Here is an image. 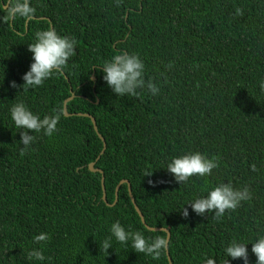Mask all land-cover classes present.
I'll return each mask as SVG.
<instances>
[{"label": "trees", "instance_id": "obj_1", "mask_svg": "<svg viewBox=\"0 0 264 264\" xmlns=\"http://www.w3.org/2000/svg\"><path fill=\"white\" fill-rule=\"evenodd\" d=\"M0 0V264H243L227 257L233 240L264 234V0H30V20L4 22ZM242 14L238 15L236 10ZM53 27L76 40V53L41 86L23 90L28 44ZM127 51L144 61L137 96H116L102 80L103 61ZM94 75L95 80L91 79ZM15 81L17 86H9ZM65 116L63 102L71 94ZM22 101L41 118L59 114L52 136L23 149L9 108ZM89 113L91 119L75 113ZM103 170L105 202L102 199ZM218 158L210 175L178 183L167 162L188 152ZM151 172L148 175L145 173ZM142 213V223L129 195ZM151 181V183H150ZM229 183L251 199L222 218L197 215L191 200ZM184 208L188 216L182 215ZM119 221L146 239L170 233L168 254L153 259L120 244L103 251ZM45 232L49 239L35 242ZM44 260L29 259L31 250Z\"/></svg>", "mask_w": 264, "mask_h": 264}, {"label": "clouds", "instance_id": "obj_2", "mask_svg": "<svg viewBox=\"0 0 264 264\" xmlns=\"http://www.w3.org/2000/svg\"><path fill=\"white\" fill-rule=\"evenodd\" d=\"M116 6H120V0H115ZM36 9L31 6L30 0H9L5 7L6 17L4 22H12L16 18L30 20ZM237 14H242L240 9ZM31 53V63L28 70L23 73V90L41 86L45 80L54 73H60L68 64V61L76 53V40L72 37L59 34L55 28L48 27L38 30L34 39L28 44ZM100 66L102 80L109 86L116 96H137V89L147 88L151 95H157L160 91L157 84L144 79L145 64L136 53L127 51L118 52L108 60L103 61ZM9 86L18 87L15 81H10ZM260 88L264 90V79L260 81ZM9 113L14 126L20 130V142L23 149H29L35 141V137L28 130L35 133H43L52 136L57 130L60 119L59 114L44 115L34 114L22 101L14 103L9 108ZM218 167V158H209L200 152H188L180 156L172 157L166 164L167 171L173 175L178 183H185L192 176L204 177L210 175L212 170ZM151 172L145 173V175ZM151 183V181H150ZM205 195L197 197L190 202L191 210L197 215H205L212 212L214 217L222 218L226 210H235L242 201L251 199V193L247 187L236 189L229 183H220L205 189ZM182 215L188 216V209L184 208ZM110 237L102 242L103 251L112 247L111 240L114 238L120 244L131 243V248L153 259H159L168 249L170 241L164 236H157L151 241L146 239L140 232L125 230L119 221L110 225ZM49 239L45 232L34 236L35 242H43ZM227 257L233 260L241 259L243 264H248V249L245 244L233 240L224 249ZM251 252L255 255V264H264V234L258 235L251 244ZM28 258L44 260L41 251L31 250ZM227 264L229 262L227 261Z\"/></svg>", "mask_w": 264, "mask_h": 264}, {"label": "water", "instance_id": "obj_3", "mask_svg": "<svg viewBox=\"0 0 264 264\" xmlns=\"http://www.w3.org/2000/svg\"><path fill=\"white\" fill-rule=\"evenodd\" d=\"M8 3H9V0L7 1V5H8ZM7 5H5V7H6ZM91 79H92V80H95V77H94L93 74L91 75ZM73 98H74V94L72 93V94H71L68 98H66V99L64 100V102H63V113H64L65 116L73 115V113H69V112L67 111V103H68V101H70V100L73 99ZM75 114H76V115H82V116H85V117H89V118L91 119V122H92V125H93L94 129L97 131L96 121H95V118H94L92 115H90L89 113H81V112H78V113H75ZM100 137H101V139H102V141H103V148H102L100 154L97 156L96 160H94V161H92V162L89 163L88 168H89V170H91V171H98V172L101 173V175H102V176H101V186H102V192H103V193H102V199H103L105 202H107V200H106V192H105V187H104V175H103V170H102L101 168H99V167H95V163H96V161L100 158V155L104 152V149H105L104 138H102L101 135H100ZM122 183H127L128 191H129V195H130L131 200H132V202H133V204H134V207H135V209H136L138 215L140 216V219H141L142 223L145 224L144 217H143L142 213L140 212L138 206H137L136 203H135V200H134V198H133V196H132V193H131L130 183H129V181H128L127 179H122V180H120V182H119L118 185L116 186V189H115V199H114V201L111 203V205H113V204L116 202V200H117V195H118V194H117V192H118V188H119V186H120ZM147 228H148L149 230H153V231H158V230H160V231H164V232L166 233V238H167V239L170 238V233H169V231H168V229H167L166 227H149V226H147ZM166 252H167V254H168V249L166 250ZM168 259H169V263L171 264V260H170L169 257H168Z\"/></svg>", "mask_w": 264, "mask_h": 264}]
</instances>
